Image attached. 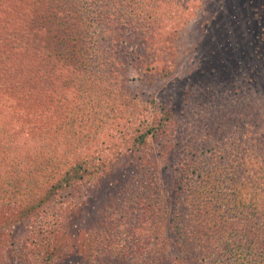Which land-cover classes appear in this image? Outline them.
I'll return each instance as SVG.
<instances>
[{
	"label": "trees",
	"instance_id": "16d2710c",
	"mask_svg": "<svg viewBox=\"0 0 264 264\" xmlns=\"http://www.w3.org/2000/svg\"><path fill=\"white\" fill-rule=\"evenodd\" d=\"M168 1L0 0V208L13 212L0 218V234L39 212L56 192L85 175L96 177L105 166L102 157L138 151L165 131L168 116L150 119L120 98L115 110L111 91L113 77L123 91L114 65L127 36L142 35L140 43L152 48L164 40V20L173 32L193 15L196 0ZM157 57L140 63L141 70L162 73L165 61ZM72 80L80 90L64 84ZM60 102L69 103L70 120L49 122ZM103 109L115 113L101 118ZM236 110L232 106L216 116V125L189 137L187 161L165 181L169 253L158 256L137 242L135 251L124 244L122 257L142 251L152 255L132 264H264V121L248 105ZM50 118L58 119L57 113ZM73 242L47 259L28 243L5 241L0 251L11 264H125L109 259V245L72 258Z\"/></svg>",
	"mask_w": 264,
	"mask_h": 264
},
{
	"label": "rangeland",
	"instance_id": "374dc122",
	"mask_svg": "<svg viewBox=\"0 0 264 264\" xmlns=\"http://www.w3.org/2000/svg\"><path fill=\"white\" fill-rule=\"evenodd\" d=\"M190 11L193 15L177 31L171 32L166 26L169 22L163 21L164 40L155 46L160 50L145 47L140 43L142 35L132 34L127 36V44H119L115 54L114 67L123 91L113 77L114 109L121 100L125 107L128 102L127 108L150 119L168 116L165 131L148 138L138 151L122 149L102 157L105 166L96 177L87 179L85 175L56 192L48 205L30 218L15 223L9 231L2 229L1 244L9 241L21 247L28 243V249L35 248L38 257L47 259L74 238L68 256L91 257L97 245H109V259L124 260L125 264L145 262L152 255L148 254L151 249L158 256L169 253V243L173 242L168 230L170 205L163 196L165 181L183 167L188 138H194L196 131L208 124L216 125V116L232 106L241 111L248 105L264 121V0H196ZM157 56L165 61L162 73L141 70L140 63L153 62ZM64 84L76 90L81 87L73 80ZM155 106L159 107L157 112ZM68 108V102L58 103L50 114L57 113L58 119L49 117V122L69 121L70 116H65ZM110 112L115 113L103 109L99 116ZM9 208H0V218L13 213ZM143 236L151 242L149 250L145 246L149 241ZM137 242L149 251L147 255L129 251L122 257L120 248L127 244L135 251ZM4 257L7 255L2 250L0 259ZM168 259L175 258L168 255ZM4 262L11 264L10 260Z\"/></svg>",
	"mask_w": 264,
	"mask_h": 264
}]
</instances>
